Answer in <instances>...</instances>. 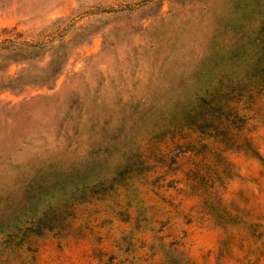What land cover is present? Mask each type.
<instances>
[{
  "label": "rangeland",
  "instance_id": "rangeland-1",
  "mask_svg": "<svg viewBox=\"0 0 264 264\" xmlns=\"http://www.w3.org/2000/svg\"><path fill=\"white\" fill-rule=\"evenodd\" d=\"M226 1L0 0V50L43 41L5 73L67 51L0 89V264H264V72L194 80L236 48ZM85 162L100 192L51 184ZM37 197L46 216L12 231Z\"/></svg>",
  "mask_w": 264,
  "mask_h": 264
},
{
  "label": "trees",
  "instance_id": "trees-1",
  "mask_svg": "<svg viewBox=\"0 0 264 264\" xmlns=\"http://www.w3.org/2000/svg\"><path fill=\"white\" fill-rule=\"evenodd\" d=\"M224 27L229 31L233 39L235 50H225L217 57L209 58L200 63L199 72L194 74V80L209 83L212 73H217V83L221 86L223 78H229L230 73L239 72L246 74H256L264 72V0H227L225 14L223 17ZM18 32H13L5 40L7 45L0 50V89L19 88L28 82H42L53 79L62 67V63L67 55L65 49H59L61 43L51 45L48 59L44 66L36 70L17 71L14 75L5 73V68L10 61L29 60L41 53L42 42L40 40H27L18 37ZM2 40V39H1ZM201 97H199L200 99ZM62 180L51 181L52 185L62 187L64 194L72 196L79 187L82 196L85 192L96 194L100 192L103 180L94 179L91 173L90 164L82 163L80 168H71L60 174ZM94 177V178H93ZM78 179L76 183L80 186H67L66 183L72 179ZM75 179V180H76ZM73 182V181H72ZM111 180H109L110 184ZM39 197L35 198L31 204L22 203L19 209L10 206L6 212V217L14 220V231L20 229L19 222L28 221L29 226L37 223L51 208V199L43 198L39 210H36ZM3 223H0L2 228ZM6 225V224H5ZM16 232V231H15ZM15 232L13 234H15ZM9 233V232H8Z\"/></svg>",
  "mask_w": 264,
  "mask_h": 264
}]
</instances>
